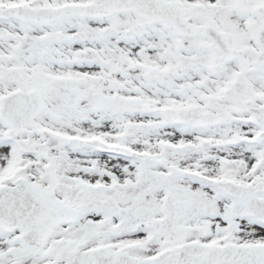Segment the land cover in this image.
Returning a JSON list of instances; mask_svg holds the SVG:
<instances>
[{
    "label": "snow or ice",
    "instance_id": "obj_1",
    "mask_svg": "<svg viewBox=\"0 0 264 264\" xmlns=\"http://www.w3.org/2000/svg\"><path fill=\"white\" fill-rule=\"evenodd\" d=\"M0 264H264V0H0Z\"/></svg>",
    "mask_w": 264,
    "mask_h": 264
}]
</instances>
